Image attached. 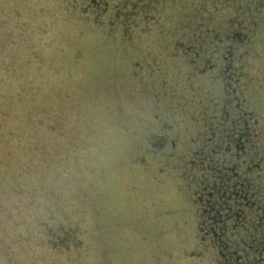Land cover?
Wrapping results in <instances>:
<instances>
[{"label":"trees","instance_id":"trees-1","mask_svg":"<svg viewBox=\"0 0 264 264\" xmlns=\"http://www.w3.org/2000/svg\"><path fill=\"white\" fill-rule=\"evenodd\" d=\"M8 1L7 5L0 1V21L3 22V16L11 18L12 11L19 14L21 21L17 20L19 30L16 28V37L23 39L21 47L26 43L28 51L25 53L30 57L32 53L44 57V53L48 56L46 58L56 56L58 63H63L73 62L79 55H84L91 65L98 64L100 71L99 57L90 51L99 49L106 56L108 47L113 45L124 57V49L136 44L134 40L129 42L131 37L142 39L147 36L145 39L153 43V55L152 59L145 60L148 65L146 73L152 75L156 71L164 76L162 69L168 66L173 90L179 85L181 90L191 85L189 96L182 97L191 103L189 112L198 111V117L192 116L195 119L192 124H178L179 121L168 117L167 123L172 120V125H175L173 129L164 122L161 126L146 122L141 124L144 126L143 134L139 125L138 138L147 140L150 145V148L146 147L143 158L140 154L133 155V158H138L133 162L126 153L117 155L114 160L117 166L103 162L97 164L99 175L126 169L130 185L138 189L144 182L138 166L150 164L145 170L149 168L152 182L159 175L165 177L164 180L172 177L167 203L182 200L181 212L185 215L186 231L192 232L190 237L196 236L198 241L196 253L206 250L210 256L209 264H264V145L261 143L264 118H258L259 114L264 115V0H198L199 6L196 7L192 0H157L155 4L150 0L139 4L138 0H119L116 17L102 0H18L17 6H12L16 0ZM164 7L178 21L162 25L160 19L154 25L158 27V33L151 32L152 24ZM125 10H129V16L124 15ZM65 13L67 21L64 20ZM105 13H110L112 18L103 17ZM97 38L99 44L95 42ZM47 47L49 53L44 50ZM215 66L217 68L213 69ZM91 81L98 80L92 78L83 84L90 88ZM102 82L100 80L97 84ZM201 104L210 108L208 115L205 109L201 112L197 107ZM11 112L17 115V112ZM58 115L57 121H60ZM110 117L114 122L106 123L105 120L104 124L100 123L99 127L96 126L95 136L102 134V138L111 140L113 145L121 143L127 151L132 150L133 145L126 144L127 140L122 137L124 133L117 128L116 116ZM22 121H17V127L9 125L10 131L6 134L0 130V164H3L0 180L1 257L7 253V242L11 247L15 246L19 255L30 256L19 242V232L13 235L9 230L10 225L20 222L29 231L28 238L33 236L29 223L34 219V212L14 199V188H23V191H26L25 186L30 188L32 176L23 168L29 165L35 170L38 162L33 158L45 156L37 159L49 160L50 157V151L43 147L49 140L41 138L37 146L31 143L30 138H34L36 132L32 127L34 124ZM216 123L218 125L212 126ZM73 128L76 129V125ZM209 129L211 132L207 136L205 131ZM200 132L202 137L199 138ZM111 141L99 143L94 140L93 146L87 142L88 157L99 158L100 149L111 148ZM35 150H38L37 154ZM165 159H170L168 166L163 165ZM41 164L49 170L44 161ZM6 165L19 168L21 177L14 179L15 170L4 168ZM178 165L186 166L181 170L182 182L168 169ZM117 174L115 176L120 182L121 173ZM35 179L39 181L40 176ZM97 189L99 192V187ZM174 206L168 208L169 214L174 213L170 217L176 214ZM108 223L103 219L101 227ZM62 229V233H55L56 244L64 248L67 237L75 245V226ZM29 253L33 252L30 250ZM138 254L140 256L142 252ZM139 256H135L132 264L138 263ZM8 259L6 254L4 262Z\"/></svg>","mask_w":264,"mask_h":264},{"label":"rangeland","instance_id":"rangeland-1","mask_svg":"<svg viewBox=\"0 0 264 264\" xmlns=\"http://www.w3.org/2000/svg\"><path fill=\"white\" fill-rule=\"evenodd\" d=\"M0 1L4 5L10 3L8 0ZM17 1L12 6H17ZM69 1L77 0H66ZM102 1L107 10L116 17V11L120 8L119 0ZM142 1L138 0L137 4ZM150 1L155 4L157 0ZM192 1L194 7L199 6L198 0ZM164 10L165 7L160 16L158 15L157 21L152 24L151 32L158 33V27L154 25L160 19L162 25L164 22L178 21L172 12ZM87 13L90 14L89 11ZM12 14L11 18L9 15L1 17L3 22L0 21L2 26H5V29L0 26V130L6 134L10 131L9 125L17 127L18 120L34 124L32 127L36 129L35 137L30 138V142L37 146L41 138L49 140L43 147L50 151V157L49 160H39L45 156L33 158L38 162L35 170L30 169L29 165L23 168L24 172L27 171L26 174L32 176L30 188L25 186L26 191L16 186L14 188V199L20 201L24 208L34 212V219L29 223L32 227L30 234L33 236L28 238L29 231L20 222L14 223L12 227L10 225L9 230L13 235L19 232V242L22 243L24 252L30 256L19 255L15 246L11 247L7 242L6 254L9 259L4 262V254L0 256V263L132 264L135 256L142 252L138 263L135 264H209V253L205 252L206 250L196 253L195 250L199 247L196 236L190 237L192 232L186 231L185 215L181 212L182 200L167 203L172 177L164 180L165 177L161 178L159 175L157 179L153 178L152 182L149 168L145 170L150 164L136 165L144 180L142 187L137 189L130 185L126 169L116 170L114 174L112 170L103 176L97 171V164L100 162L117 166L114 162L117 155L126 153L133 162L138 161L133 155L140 154L143 158L146 147L150 148V145L147 140L141 138V141L137 132L141 126L143 134V125L147 124L146 122L160 126L164 122L173 129L175 125H172V120L167 123L169 117L179 121L178 124H192L195 120L192 116L198 117V111L189 112L191 103L182 97L189 96L191 85L188 84L186 89L181 90V85L176 84L177 87L173 90V78L168 66L162 69L164 76L156 71H153L152 75L146 73L148 65L145 60L152 59L153 55V43L145 39L146 35L142 39L131 37L129 42L134 40L136 44H131L127 50L124 49V57L113 45L108 47L106 56L101 54L99 49L90 51L99 57L102 65L100 71L98 64L91 65L84 59V55H79L73 62L63 63H58L56 56L53 59L46 58L48 56L44 53V57L33 53L30 57L25 53L28 51L26 43L25 47H21L23 39L16 37L17 29L19 30L17 20L21 21V18L16 11H12ZM124 15L129 16V10H125ZM111 16L110 13H105L103 17L111 19ZM52 18L54 19V16ZM64 20H69L66 13ZM49 26L52 27V24ZM116 34L120 37L119 32ZM113 36L111 38L114 42ZM118 36V41H121ZM96 41L99 44L98 38ZM44 50L49 53L50 49L47 47ZM115 54L118 56L115 57ZM180 54L178 56L183 59ZM115 68L118 70H114ZM216 68L215 66L213 69ZM92 78L98 81H91V87L87 88V84L83 83ZM100 80L103 82L97 84ZM80 85H84L83 88ZM197 107L201 112L205 109L206 115L210 113V108L206 105ZM11 111L17 112V115ZM105 114L107 118L104 117ZM57 115L60 116V121H57ZM110 115L116 116L117 128L124 133L122 137L127 140L126 144L133 145L132 150L127 151L121 143L118 146L113 145L111 140L102 138V134L95 136L96 126L104 124L105 120L110 123L114 119ZM258 118H264V115L259 114ZM75 125L76 129L73 128ZM216 125L218 123L212 126ZM181 129L185 133V128ZM205 132L208 136L211 131L209 129ZM132 133L134 134L131 136ZM22 136L24 137V134ZM198 136L200 138L201 132ZM94 140L111 141L112 147L103 151L100 149L99 158L88 157L90 150L88 151L86 145L90 142L93 146ZM261 143L264 145V136ZM37 151L35 150L36 154ZM169 160H163V165L168 166ZM42 161L49 166V170L43 168ZM89 161L90 164L87 163ZM10 166L6 165L4 168L15 170L14 179L21 177L19 168ZM183 166L166 168L173 171L172 174L182 182L184 177L181 170L186 169V166ZM2 168L3 164H0V180L3 177ZM117 172L121 173L120 182L115 176L118 175ZM46 174L50 176L47 177ZM38 176L39 181L35 179ZM170 206L176 208L173 217L170 215L174 213L169 214ZM103 219L109 222L105 227H101ZM74 226L73 233L77 243L74 245L66 237V246L59 247L55 242V233H62V228L73 229ZM30 250L33 253H29Z\"/></svg>","mask_w":264,"mask_h":264}]
</instances>
